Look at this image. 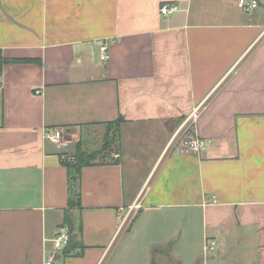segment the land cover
I'll list each match as a JSON object with an SVG mask.
<instances>
[{
  "label": "crops",
  "instance_id": "0c3cea01",
  "mask_svg": "<svg viewBox=\"0 0 264 264\" xmlns=\"http://www.w3.org/2000/svg\"><path fill=\"white\" fill-rule=\"evenodd\" d=\"M238 1L0 0V264H44L70 225L55 264H264V0ZM118 120L70 207L64 156Z\"/></svg>",
  "mask_w": 264,
  "mask_h": 264
},
{
  "label": "built area",
  "instance_id": "2783aa9c",
  "mask_svg": "<svg viewBox=\"0 0 264 264\" xmlns=\"http://www.w3.org/2000/svg\"><path fill=\"white\" fill-rule=\"evenodd\" d=\"M237 6L244 12H251L258 7V3L254 0H239ZM176 12V7L167 4H163L159 8V14L164 18H167ZM96 45L98 47L99 61L106 63L109 60L106 44L103 41H98L96 42ZM203 109V104L196 105L192 108L189 115L172 134L169 146L176 147L182 153L193 155H200L205 150V143L196 134V124ZM44 139L48 142L59 144L62 140V133L60 131L48 132L44 135ZM114 158L118 159L119 155L115 154ZM49 242L51 243L53 250L49 253L44 264H55V258L57 256H62L71 243L69 228L67 226L60 227L56 236ZM215 246L216 243L214 241L205 239L204 251L206 253L213 252Z\"/></svg>",
  "mask_w": 264,
  "mask_h": 264
},
{
  "label": "rangeland",
  "instance_id": "374dc122",
  "mask_svg": "<svg viewBox=\"0 0 264 264\" xmlns=\"http://www.w3.org/2000/svg\"><path fill=\"white\" fill-rule=\"evenodd\" d=\"M86 133L87 136L84 135V137L81 139V142L79 143L78 148L81 150L80 152L86 154L90 158L92 163L108 162L112 154H117V147H115L116 139L114 138V129L112 127H100L97 128L95 132L90 129L89 132ZM89 133L92 135L89 136ZM74 151L76 152V150ZM74 151L70 153V156L73 157L72 159L69 158V155H67L68 158L64 156V160H66L68 165H71V163H74L75 161Z\"/></svg>",
  "mask_w": 264,
  "mask_h": 264
},
{
  "label": "trees",
  "instance_id": "16d2710c",
  "mask_svg": "<svg viewBox=\"0 0 264 264\" xmlns=\"http://www.w3.org/2000/svg\"><path fill=\"white\" fill-rule=\"evenodd\" d=\"M10 61H6V60H2L0 57V66L3 63H7ZM122 121L118 120L115 121L114 123H109L106 124L105 126H110L114 129V138L117 139V135H118V131H119V126L120 123ZM79 144L76 147V152H75V161L74 163H71V165L66 164V167L68 169V191H69V202L68 205L70 207L73 206H79V199H80V193H79V189H80V171L83 167L86 166H92L98 163H92V161L90 160V158L80 152L81 150L78 148ZM71 243H72V237H71ZM70 243L68 249H66V251L64 252L65 256H68L72 253L73 251V245Z\"/></svg>",
  "mask_w": 264,
  "mask_h": 264
},
{
  "label": "water",
  "instance_id": "95a60500",
  "mask_svg": "<svg viewBox=\"0 0 264 264\" xmlns=\"http://www.w3.org/2000/svg\"><path fill=\"white\" fill-rule=\"evenodd\" d=\"M69 232H70V234H72V225H70V227H69ZM59 258H60V257L57 256V257L55 258V261H57Z\"/></svg>",
  "mask_w": 264,
  "mask_h": 264
}]
</instances>
